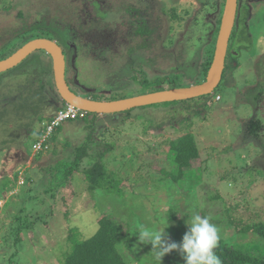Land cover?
I'll return each instance as SVG.
<instances>
[{"label": "rangeland", "instance_id": "rangeland-1", "mask_svg": "<svg viewBox=\"0 0 264 264\" xmlns=\"http://www.w3.org/2000/svg\"><path fill=\"white\" fill-rule=\"evenodd\" d=\"M208 1L0 0V56L19 50L14 45H25L33 35L57 40L69 58L64 41L55 35L66 34L80 42L81 52L88 50L75 66L80 83L93 92L85 93L71 83L82 96L112 101L148 94L154 87L143 81L151 83L179 70L186 73L180 78L182 87H188L187 78L195 80L201 71L213 39L209 26L215 23L214 13H220V8L202 6ZM219 3L223 6L222 0ZM144 6L164 15L170 31L157 46L154 37L151 47L131 53L134 43L115 42L126 36L128 19L136 14L127 9ZM228 51L226 74L211 95L98 117L104 119L95 128L94 139L100 144L90 147L91 156L63 186L52 180L51 168L74 158L72 151L87 137L85 123H63L50 139L57 149L37 155L33 144L39 137L34 138L33 132L40 122L32 114L23 115L27 108L21 109L32 87L26 65L38 59L42 70L50 67L51 60L37 52L15 71L1 73L0 112L5 116L0 121V264H62L72 228L87 239L98 230L102 215L126 228L118 249L129 264H185L178 250L160 261L152 245L140 244L134 233L141 226L162 229L168 221L166 239L179 244L188 230L186 220L194 213L210 217L225 244L263 254L264 239L248 227L264 223V0H239ZM69 65L70 82L76 73ZM5 96H10L7 102ZM37 110L54 113L53 107ZM256 117L262 122V135L248 137L245 126ZM28 124L33 130L26 135ZM187 132L195 137L199 157L191 160L180 181L165 179L162 170H175L168 158L169 141ZM104 144L112 148L99 157ZM96 161L110 172L122 196L116 195L120 191L113 185L89 188L83 171Z\"/></svg>", "mask_w": 264, "mask_h": 264}, {"label": "trees", "instance_id": "trees-1", "mask_svg": "<svg viewBox=\"0 0 264 264\" xmlns=\"http://www.w3.org/2000/svg\"><path fill=\"white\" fill-rule=\"evenodd\" d=\"M206 1V0H202ZM223 6L220 5V0H209L208 3L203 2L202 6H210V9H217L220 8L219 16L215 14V23H212L209 28L213 30V39L211 42V46L209 49L206 50V54L204 56V60L202 63L201 71L200 73L195 77V80L188 79L187 84L188 86L195 84H199L202 81L205 80L207 72L210 68V65L212 63L213 57H214V51L216 47V35H218L221 25V18L222 13L224 10V3ZM141 9H144L143 11ZM11 9H7L8 12H10ZM136 10V14L134 16L130 17L127 22V27L129 30L126 32V36H123L121 40H117L115 43L118 44H127L126 42H129V44L133 45L135 44V47L129 48L131 53H139L143 52L149 46L151 47L149 40L151 38H156V41L153 42L154 46H157V41L160 40L161 36L165 33L166 35L169 34L170 27L168 23L166 22L167 18L162 14H156L157 10L153 7H130L127 9V13L131 14L133 11ZM156 12V13H155ZM176 13V11H174ZM116 13V12H115ZM173 13L172 18L176 19V14ZM117 14V13H116ZM166 19V20H165ZM33 20V19H31ZM34 19L33 21H35ZM34 25L36 23H33ZM32 25V24H31ZM5 27V26H3ZM35 27V26H33ZM57 27H60L57 25ZM165 27V28H164ZM36 28V27H35ZM214 28V29H213ZM33 29V28H32ZM54 30V28H52ZM55 31H53L54 33ZM102 33V31H101ZM60 40L64 41V45L67 46L68 42L66 39L75 46H77L78 51V58L82 53L85 55L88 53V50L85 49L84 52H81L79 48V41H74V38L71 35L64 34L63 37L55 34ZM18 36V34H16ZM15 36V37H16ZM29 39L27 42L37 39L40 37H34L33 35L28 37ZM53 40V39H50ZM56 41L58 44L60 42ZM25 42V44H27ZM66 43V44H65ZM10 43H6L4 45H8ZM24 43H18L15 44V49L23 47ZM68 47V46H67ZM69 48V47H68ZM14 49V50H15ZM3 49H1L2 51ZM122 50V48H120ZM0 51V52H1ZM14 52L5 53V55L0 56V60L6 59L7 57L11 56ZM37 52H44V51H36ZM33 53V54H34ZM45 55L49 57V59L52 62L51 57L44 52ZM66 54V52L64 51ZM32 55V54H31ZM30 55V56H31ZM38 62H31L27 67H29V70L27 73L29 74V81L28 84L31 85V91H30V98H24V101L22 108H27V110L22 111L23 115L25 114H32L36 118H38L39 123V130L35 131L34 138H41L42 136V129L41 125L46 122H51L57 113L63 109L66 108V102L61 99L60 95L58 94V91L56 89L55 81H54V75H53V64L52 67H45L41 70L40 62L38 59H36ZM25 61V60H24ZM150 62H153V59L149 60ZM77 62V61H76ZM75 62V63H76ZM76 67V66H75ZM227 68V64H226ZM37 69L40 71L37 73ZM51 69V71H50ZM13 70V69H12ZM15 71V70H13ZM79 72L78 70H76ZM42 73V74H41ZM67 73V71H66ZM226 74L224 71L223 76ZM184 79L186 77V73L184 70L179 71H173L169 72L167 74H163L161 76H158L155 80H153L151 83L148 80L143 81V84L147 87H154V91H164L169 88H180L182 87V83H180V78ZM45 78V79H44ZM67 78V77H66ZM80 77H78L79 79ZM2 79V78H0ZM2 82V81H1ZM168 83V87H164L163 84ZM1 84V83H0ZM28 85V86H29ZM2 96V95H1ZM10 96H5V99L3 102H7V99ZM204 97V96H203ZM201 98V97H200ZM260 98H262V95L260 97L256 98L258 100V104L260 101ZM167 102L166 104H168ZM173 103V102H170ZM186 106V104H185ZM41 107L49 108L53 107L54 113L52 115H45L44 111H38L37 109H40ZM186 108L189 109L188 106ZM19 107V110H21ZM199 114V112H196ZM5 116L4 112H0V121ZM27 116V115H25ZM106 117V115H103ZM100 117L97 114L92 113H86L83 117H78L76 119H71L66 122H75L77 125H81L82 123H85L84 130L87 133L86 140L74 149L73 159H68L66 161L59 162V164L55 167L51 168V176L52 180L59 181L60 185L63 186L66 183V180H69L71 177H73L75 174H77L84 161L89 158L90 155V147L93 145L98 146L100 143L97 142L94 138L95 136V128L99 125L102 126L104 119H99ZM186 120H189L187 117ZM37 121V122H38ZM81 122V124H80ZM65 123V122H64ZM246 127V135L248 137L252 138H258L260 137L262 133L260 130L263 128L261 120L256 117L253 120H251ZM26 130V135L32 132L33 129H29V124ZM61 127V126H60ZM59 127V128H60ZM79 129H83L81 126H79ZM59 132V131H57ZM55 133V132H54ZM38 139V140H39ZM37 140V141H38ZM56 140V136L54 137V141ZM36 141V142H37ZM18 142L16 139L14 143ZM105 141L101 142L104 143ZM50 146L53 147V151L57 149L56 142H51ZM67 147H70V142L66 143ZM50 147V150H51ZM105 150L100 152L98 155L101 157L105 153H107L112 146L110 144H104ZM49 150V151H50ZM47 152H40L44 155ZM39 155V153L37 154ZM199 157L198 148L195 143V137L192 133L187 132L184 135L176 138L171 139L169 141V154L168 158L170 159L171 164L174 166L175 170H168L165 169L162 170L164 174V178L168 179V177H171L175 181H180L185 175H186V169L190 167L191 160L196 159ZM23 173V172H22ZM85 179L89 182V188L94 190L98 189L100 187H109L112 186L115 182V180L112 178L110 172H108L105 168V166L101 163V161H96L95 164H93L90 168L84 169L83 171ZM61 180V181H60ZM63 181V182H62ZM114 190L119 189L116 191H120L118 196H122L123 192L121 188L119 187L118 183L117 185H113ZM172 217V216H171ZM248 229L254 230L260 237L264 239V223H258L256 225H253L251 228L248 227ZM78 229L71 230L69 240H68V247L64 257L65 259L62 261V264H129L130 260L126 258V256L118 249V244L120 241L126 238V228H124L123 224L120 221H117L116 219H112L108 215H102L99 219V228L96 231V233L87 238L83 239L80 237ZM216 254L220 257L222 260V264H264V253L257 255L252 254L250 252L243 251L242 249H236L234 247H231L223 242V240L220 239L218 247L215 249Z\"/></svg>", "mask_w": 264, "mask_h": 264}, {"label": "water", "instance_id": "water-1", "mask_svg": "<svg viewBox=\"0 0 264 264\" xmlns=\"http://www.w3.org/2000/svg\"><path fill=\"white\" fill-rule=\"evenodd\" d=\"M238 9V0H226L214 57L205 80L188 87L171 88L113 101H97L74 93L66 79L67 60L62 46L48 38L33 39L11 56L0 60V74L19 66L36 51L46 52L52 59L56 89L61 99L79 110L97 115L123 113L153 104L187 101L211 95L220 85L226 68L229 42Z\"/></svg>", "mask_w": 264, "mask_h": 264}, {"label": "clouds", "instance_id": "clouds-1", "mask_svg": "<svg viewBox=\"0 0 264 264\" xmlns=\"http://www.w3.org/2000/svg\"><path fill=\"white\" fill-rule=\"evenodd\" d=\"M238 10H239V0H238V9H237V15L235 19V24L237 21ZM235 24L233 27L230 40L232 39ZM217 38H218V35H217ZM216 42H217V39H216ZM229 46H230V42H229ZM66 60H67V57H66ZM226 62H227V58H226ZM78 82H80L79 79H78ZM193 85H196V84H193ZM116 100H119V99H116ZM97 101H102V100H97ZM66 104L69 105L68 103ZM86 113H89V112H86ZM99 116L103 117V115H99ZM59 127H57L56 129H58ZM53 135L51 139L53 138ZM49 145H50V140H49ZM47 151H43V152H47ZM34 154H38V153H34ZM186 225H187L188 230L184 234L182 238V242L179 244L175 242L169 243L166 239L165 229L168 227V221H167L166 226H164L162 229H157L156 231H149L146 227L141 226L134 234H137L138 242L140 244H151L152 245V250L156 251L157 256L159 257L160 261L164 255L172 252L173 250H178L180 254L182 255V258L184 259L185 264H222V260L216 254V251H215L221 239L220 229L217 227V225L211 222V218L207 216H201L198 213H194L193 215H191L190 218L186 220Z\"/></svg>", "mask_w": 264, "mask_h": 264}, {"label": "built area", "instance_id": "built-area-1", "mask_svg": "<svg viewBox=\"0 0 264 264\" xmlns=\"http://www.w3.org/2000/svg\"><path fill=\"white\" fill-rule=\"evenodd\" d=\"M86 112L79 110L71 105H66V108L59 111L51 122H46L43 125L41 138L33 144L34 152L39 153L50 149L49 140L54 134L57 127L65 121L83 117Z\"/></svg>", "mask_w": 264, "mask_h": 264}, {"label": "flooded vegetation", "instance_id": "flooded-vegetation-1", "mask_svg": "<svg viewBox=\"0 0 264 264\" xmlns=\"http://www.w3.org/2000/svg\"><path fill=\"white\" fill-rule=\"evenodd\" d=\"M66 41L68 42V45H67V46L69 47V48H68V47L66 46V48H68V50H69V52H70V56H69V58H68V56H67V54H66V57H67V63H66V65H67V67H68L69 63H70V64L72 63L73 67H72V65H69V67L71 66V67L75 70V73H76L75 77H73V78L70 80V82L67 80V82H68V84H69L71 90H72L74 93H76L77 95L82 96L80 93L75 92V90H73V88L71 87V83H74V85H75L77 88L81 89L82 91L84 90L85 93L93 92L91 89H89V88L83 86L82 83L78 82L79 72L76 71L77 68L75 67V62L79 59V58H78V51H77L78 49H77V46H75V44H73L72 42L69 43V41H68L67 39H66ZM69 59H70V60H69ZM71 67H70V68H71ZM72 68H71V69H72ZM66 71H67V69H66ZM95 93H96V92H95ZM82 97H85V96H82ZM85 98H90V99H93V100H97V99H98V98H95V97H85ZM100 100H101V99H100ZM105 101H109V100H105ZM119 114H121V113H119Z\"/></svg>", "mask_w": 264, "mask_h": 264}]
</instances>
